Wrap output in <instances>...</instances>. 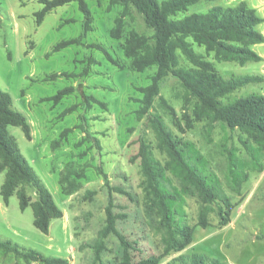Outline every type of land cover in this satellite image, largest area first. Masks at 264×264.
Returning a JSON list of instances; mask_svg holds the SVG:
<instances>
[{"label":"rangeland","instance_id":"obj_1","mask_svg":"<svg viewBox=\"0 0 264 264\" xmlns=\"http://www.w3.org/2000/svg\"><path fill=\"white\" fill-rule=\"evenodd\" d=\"M86 1L94 17L93 29L81 39V44L54 51L61 40L84 32V13L78 1L54 8L38 25L36 12L43 7L40 0H0V87L11 94L13 107L28 118L33 138L28 139L20 126L10 125L8 129L64 211L62 218L52 220L49 233L41 231L34 224L33 207L23 210L17 192L10 197L8 205L4 203L1 186L6 172H1L0 240L12 241L23 249H34L45 256L68 258L71 264H89L95 256L92 246L106 224V208L112 197L113 210L125 216L118 219V228L140 242L143 254H136V258L162 252L168 234L149 194L141 159L137 157L143 140L154 169L161 172L163 189L178 197L177 202L172 203L177 223L194 225L203 211L210 222L208 227H196L193 243L183 252L165 258L161 264H170L179 254L196 252L217 257L227 264H264V169L260 170L246 150L241 141L242 132L220 121L199 120L194 111L195 100L185 103V89L172 74L162 80L161 95L174 107L177 121L179 119L184 128L179 127L159 97L150 114L139 120L136 114L141 106L139 88L151 83L157 68L154 66L143 72L133 69L123 49L125 36L121 39L111 36L122 6L110 8V0ZM241 1L202 0L190 6L186 13L207 11L214 4L235 6ZM246 1L264 17V0ZM67 19L72 21L67 23ZM126 20V32L131 29L146 35L153 32L143 15L134 8ZM259 28L264 33V22ZM96 43L105 46L122 66L109 61L102 50L90 46ZM195 48L205 53L203 46L195 44ZM254 48L264 58V43ZM90 57L97 63H91ZM181 58L182 64L187 65L184 57ZM209 59L215 61L226 78L234 74L264 76V59L245 65L216 61L213 55ZM87 66L90 71L83 74ZM62 72L77 75L49 78L52 73ZM67 86L74 88L71 94L58 103L50 99ZM252 93L264 94V81L247 84L226 96L224 101H234ZM89 95L106 102L107 106L93 99L87 101ZM72 105H77L76 109L62 115ZM185 113L189 114L190 122ZM154 115H160L181 139L191 165L202 174L217 179L222 198L238 202L228 225H218L223 199L204 204L194 187H186L178 170L169 163L151 121ZM66 128L73 130L62 138L61 133ZM57 140L59 144L54 145ZM259 160L264 166L263 151L259 152ZM70 162L83 168L85 177L80 179L82 187L78 191L65 195L59 179ZM102 173L107 174L110 186L115 187L113 191ZM237 179L242 180L240 191L235 188ZM28 192L34 196L32 189ZM122 254L121 242L112 233L102 263L98 264H121ZM0 264L27 262L0 249Z\"/></svg>","mask_w":264,"mask_h":264},{"label":"trees","instance_id":"obj_2","mask_svg":"<svg viewBox=\"0 0 264 264\" xmlns=\"http://www.w3.org/2000/svg\"><path fill=\"white\" fill-rule=\"evenodd\" d=\"M73 1L79 2V7L84 13V32L80 36L61 40L54 46V51L73 44H81V39L93 29L94 17L86 0H40L43 7L36 12L38 25L54 8ZM200 1L202 0H110V8L122 6L110 31L111 36L115 39L125 36L123 49L125 56L131 59L132 68L139 72L154 66L157 68L151 77V83L139 88L142 97L139 99L141 106L136 110L137 118L142 120L150 114L159 97L177 121L176 110L161 95L162 80L172 74L179 78L185 89V103L195 100L194 111L199 120L209 118L214 122L220 121L232 130L239 129L242 132L244 135L241 138L242 143L262 171L264 166L259 160V152H264V94L252 93L230 102H225L224 98L247 84L263 82L264 76L234 74L226 78L209 56L213 55L216 61H235L241 65L250 61H263V56L254 46L264 43V33L259 28L264 22V17L246 0L235 6L214 4L207 11L186 13L190 6ZM131 8L143 15L146 25L153 31L151 35L140 33L135 29L126 32V16L131 13ZM71 21V19L65 20L67 23ZM195 44L203 46L205 53L196 50ZM90 46L102 50L109 61L122 66L102 44L96 43ZM182 56L187 61V65L182 64ZM89 60L91 63H97L93 57ZM89 67L84 69L83 74L89 73ZM76 75L73 72L52 73L49 78L56 79L60 76L70 78ZM73 90L72 86H67L50 99L58 103ZM92 99L103 107L107 106V103L99 98L93 95L87 96V101ZM76 107L77 105L68 107L62 115L71 113ZM185 117L190 122L189 114L185 113ZM151 121L159 136L160 148L167 153L169 163L178 170L184 185L194 187L204 204L210 205L223 199L218 225L219 227L228 225L232 221L238 202L222 198L217 179L202 174L198 168L191 165L182 147L181 139L167 127L160 115H154ZM177 124L181 129L184 128L179 119ZM10 125L20 126L28 139L33 138L32 125L28 118L13 107L11 94L0 87V173L6 172L5 181L1 186L3 201L8 205L10 197L17 192L20 207L24 210L32 206L35 226L49 233L52 220L62 218L64 211L23 155L16 138L9 132ZM72 130L73 128H66L62 131L61 137L65 138ZM59 141H55L54 145H58ZM137 157L141 159L152 202L158 207L162 223L167 229L166 246L162 252H152L137 259L136 254H143L142 248L139 247L140 242L118 228V219L125 216L113 210L114 200L111 197L106 208V224L101 228L99 237L92 246L95 256L89 264L102 263V255L107 250V240L112 233L118 236L123 247L121 264H161L165 258L183 252L193 243L196 227L210 225L204 211L200 213L196 224H178L172 209V203L177 202L178 197L175 193L163 189L160 181L161 172L154 169L148 146L143 140ZM102 175L113 191L115 187L110 186L107 174L102 173ZM83 177H85L83 168L79 169L73 162L68 163L60 173L59 182L63 193L72 195L78 191L82 187L80 179ZM241 182L242 180L237 179V187L234 186L238 191ZM28 189L33 190L34 196L28 192ZM0 249L24 258L27 264H71L68 258L45 256L34 249H23L9 240H0ZM172 260L170 264H227L217 257H209L198 252L192 255L179 254Z\"/></svg>","mask_w":264,"mask_h":264}]
</instances>
